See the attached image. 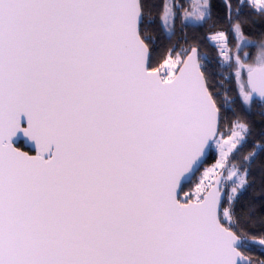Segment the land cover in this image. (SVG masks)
I'll use <instances>...</instances> for the list:
<instances>
[{"label":"snow or ice","instance_id":"snow-or-ice-1","mask_svg":"<svg viewBox=\"0 0 264 264\" xmlns=\"http://www.w3.org/2000/svg\"><path fill=\"white\" fill-rule=\"evenodd\" d=\"M188 3L164 0L182 41L157 60L146 0H0V264H264L246 227L264 229V141L241 155V113L264 120V0H224L227 29L191 42L213 5Z\"/></svg>","mask_w":264,"mask_h":264},{"label":"trees","instance_id":"trees-1","mask_svg":"<svg viewBox=\"0 0 264 264\" xmlns=\"http://www.w3.org/2000/svg\"><path fill=\"white\" fill-rule=\"evenodd\" d=\"M186 7L185 0H182ZM213 5V21H210L208 25H205L202 28L199 29H193V28H187L185 29V33L187 34V37L189 41L191 42L192 38L195 37L197 39H202L203 36L208 33L209 31L219 30V29H227V21L224 19V0H211ZM164 3V0H146L147 9L146 11L150 14L151 18L153 19V23L148 24V32L151 36H153L158 43V51L155 53L156 59L159 60L160 57L163 55L165 49L169 46L170 43H175L178 40L182 41V33L180 31V23L179 20L177 21L176 26V35L172 37V40L169 41L166 38V35L161 31L160 27V15L162 11V4ZM233 4H235V0H233ZM213 22L217 23L216 29H211V24ZM251 37L255 39L256 33L260 31L261 29L251 26L250 27ZM234 43V42H233ZM201 51L204 54L206 60L210 62V70L216 69L217 71H220V69L217 68L218 61L222 60V57L218 55L216 50L212 47V45L205 41L201 44ZM225 76H227V71H225ZM220 77L216 76L215 80L219 81ZM235 87V78L232 77L231 80H225L223 89L221 90L222 93L226 89L234 88ZM230 95H234V93H229ZM237 112L240 111L239 107L236 108ZM259 108L254 106L252 109L251 115H247L244 113H241L242 115H245L246 119L249 120L252 123V135L249 137L248 142L246 143L243 152L241 155L246 154L249 150H251V147L254 142L256 141H264V136H261V132H264V120L258 115ZM228 116L231 118V113H228ZM22 146V145H21ZM252 164V172L257 177L260 175V170L264 169V153H259ZM218 154L215 152L214 147L210 151V155L208 159L206 160L203 167L200 169V172L197 173V177H199L200 173L203 172V169L205 166L211 167L217 159ZM240 157H237V160H239ZM230 183V182H229ZM187 190V189H186ZM247 230L250 233L258 234L260 231L264 230L261 228V225L259 223H255L253 226L252 224H248ZM248 254L252 257L253 260H264V248L260 247L259 245L253 246Z\"/></svg>","mask_w":264,"mask_h":264},{"label":"water","instance_id":"water-1","mask_svg":"<svg viewBox=\"0 0 264 264\" xmlns=\"http://www.w3.org/2000/svg\"><path fill=\"white\" fill-rule=\"evenodd\" d=\"M18 143H21L22 147H23L25 150H28V149L30 148V145H28V144H24V143H22L21 141H18ZM210 151H211V149L209 150L207 156L204 158V163H203V165L205 164L206 160L208 159V157H209V155H210ZM201 168H202V167H201ZM222 179H223V178H222Z\"/></svg>","mask_w":264,"mask_h":264},{"label":"rangeland","instance_id":"rangeland-1","mask_svg":"<svg viewBox=\"0 0 264 264\" xmlns=\"http://www.w3.org/2000/svg\"><path fill=\"white\" fill-rule=\"evenodd\" d=\"M185 2H186V9L187 8H189L190 7V5H189V3H188V0H185ZM222 57V56H221ZM222 59H223V57H222ZM234 77V76H233ZM224 130L226 131L227 130V128H226V126H225V128H224ZM214 149H215V147H214ZM215 152L218 154V150L217 149H215ZM217 158H218V156H217ZM204 168H208L207 166H205ZM204 170V169H203ZM229 183V182H228ZM256 223H259V222H256Z\"/></svg>","mask_w":264,"mask_h":264}]
</instances>
